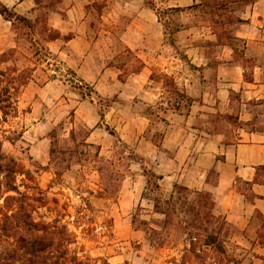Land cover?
Segmentation results:
<instances>
[{
  "label": "rangeland",
  "instance_id": "374dc122",
  "mask_svg": "<svg viewBox=\"0 0 264 264\" xmlns=\"http://www.w3.org/2000/svg\"><path fill=\"white\" fill-rule=\"evenodd\" d=\"M36 1L38 5L35 0L30 1L33 9H36L27 15L28 18L33 21L38 19L40 24L46 23L60 34L59 40L47 44L54 57L50 60L52 66H47L37 58H30V45L23 36L26 30L14 18L6 16L14 23L12 27L11 23L5 22L4 17L0 15V54L9 48H16L29 56L26 59L19 58L17 66L20 69L26 66L33 69L32 80L21 90L18 98V116L12 120L11 125L5 124L2 127L7 131L6 135H9L8 130L18 134L13 142L2 141V172L6 167L14 168L16 174H9L8 182L14 184L19 192L31 197L33 201L29 200L28 203L39 206L44 202L45 206L37 211L44 216L46 222L57 218L58 212L66 214L60 224L67 225L73 233V241L65 249L52 246L48 250V254L52 256L49 257L52 258L51 262L60 253L65 252L69 257H76L82 264L180 263L189 249L188 243L192 241L197 244L198 238L190 239L178 234L173 225L186 226V220L192 214L187 213L188 207L197 208L202 205L204 207L201 210L211 212L215 217L213 226L219 231L221 215L215 213L211 197L207 195L205 200L199 202L193 192L176 193L171 202L172 205L175 204V210L169 214L162 202L169 199L173 188L167 194H163L160 187L155 188V182H159L152 177L150 160L133 162L127 159L130 150L134 149L119 137L116 129L118 124L113 123L117 106H114V112H111L109 107L112 106L114 98H98L91 95V99L86 97L81 100L79 89H74L66 81L73 79L65 71L70 69L75 72L74 64L87 54L94 60L100 58L103 64L107 63L106 58H115L114 63L123 75L138 71V57L135 51L126 47L123 32L140 4L157 15L161 42L157 51L159 58H188L192 52L185 54V45L190 46L188 49L203 50L206 58H215L219 49L215 48L216 43L213 45L214 43L202 37L205 30H201L199 26H202L203 22L211 25L219 44L235 49L233 58H252L248 55L253 54L252 51H248L247 56H244L243 43L234 39V30L237 12H241L247 3L253 0H244V3L233 6L227 5L215 13L205 5L199 8L197 5L183 7V13L170 12L169 7L175 4L174 0ZM207 1L203 0V3ZM221 1L228 4L232 0ZM183 24L193 25L191 37L176 43L175 33ZM259 35L264 43V31L261 30ZM75 36L78 39L70 42ZM42 37L37 35L35 40L42 44ZM261 48L264 50L263 46ZM228 54L226 50L223 58H227ZM259 58L264 69V54ZM65 60L72 65H67ZM56 67L59 72H54ZM0 68L3 69L4 65ZM185 69H188L185 64L178 63V67L170 71L182 72ZM53 75L57 76L54 80L51 79ZM152 79L154 82L151 86L170 92L173 107L177 104L180 107L186 106L187 103L182 98L184 95L178 91L182 87L174 83L173 78L155 68ZM87 84L93 87L92 84ZM82 102L85 104L77 111L79 103ZM71 112L74 113L77 125H84L90 130L100 117L99 113H103L104 118L95 124L99 130L89 136L88 142L93 144V148L88 149L90 159L76 158L68 170L62 171L58 167L60 160H54L52 156L50 161L51 141L56 150L71 146L67 143ZM145 112L155 113L149 108H146ZM106 127L113 130L128 148L120 144L114 145L115 138L108 133ZM162 130V127L152 124L147 135L158 142V132ZM96 152L98 157L95 156ZM99 166L107 170V177H113L107 178V194L103 191L104 183L97 172ZM103 168L101 170L105 173ZM2 172L0 180L4 176ZM116 174L123 178L116 181ZM110 189H114V192ZM43 196L46 201L42 200ZM155 201L158 208L165 210L167 217L155 212ZM83 203H88L89 209H81ZM48 208L52 211L48 212ZM77 210L80 211L79 214H76ZM35 217L38 221L36 214ZM165 219L171 223L169 230L162 222ZM9 240L12 245L2 243V252L18 248L13 239ZM223 246L232 260L229 264H264V218L261 214L255 213L244 229L231 225L223 238ZM201 250L205 253L201 260L186 259L185 264H225L210 248L204 247Z\"/></svg>",
  "mask_w": 264,
  "mask_h": 264
},
{
  "label": "crops",
  "instance_id": "0c3cea01",
  "mask_svg": "<svg viewBox=\"0 0 264 264\" xmlns=\"http://www.w3.org/2000/svg\"><path fill=\"white\" fill-rule=\"evenodd\" d=\"M30 1L0 0V4L28 18L33 12ZM174 3L169 8L203 6V0ZM234 4H239L238 0L227 5ZM236 18L242 21L235 23L234 39L243 43L244 56L252 51L248 54L252 58H233L235 49L219 44L208 22L199 27L205 30L204 39L216 43L219 52L215 58H206L203 50L188 49L189 45H185V54L192 52L188 58H159L157 15L140 4L123 32L126 47L138 57V71L123 75L115 58H106L103 64L90 54L78 59L74 67L78 77L92 84L99 96L114 98L109 110L114 112L117 106L113 123L118 124L119 137L139 157L152 162L151 173L160 178L163 194L174 185L207 192L215 213L244 229L255 213L264 218V69L259 58L264 54L259 35L264 31V0L246 5ZM192 27L181 25L175 33L176 43L189 40ZM226 50L229 54L223 58ZM178 63L188 69L171 72ZM155 68L181 85L178 91L190 103L185 99L186 106L177 104L175 110L170 92L151 86ZM84 104L79 103L77 111ZM146 108L155 113L145 112ZM96 123L90 127V137L99 130ZM152 124L163 129L158 132V142L147 135Z\"/></svg>",
  "mask_w": 264,
  "mask_h": 264
},
{
  "label": "trees",
  "instance_id": "16d2710c",
  "mask_svg": "<svg viewBox=\"0 0 264 264\" xmlns=\"http://www.w3.org/2000/svg\"><path fill=\"white\" fill-rule=\"evenodd\" d=\"M253 1L247 3V5ZM234 2H236V0H234ZM238 2L244 3L245 1L238 0ZM35 4L38 5L36 0ZM202 5L208 7L213 13L220 11L227 6V4L221 0H208ZM0 7V15L3 16L6 21L10 22L12 27H14V23L6 18V16L14 18V20L26 30L23 36L30 45V53L28 54L30 55V58H37L47 64V66H52L50 60L54 57L47 44L59 40V32L49 27L46 23L40 24L38 19L33 21L27 17L14 13L1 4ZM35 9H33V11ZM169 10L170 12H180L182 11V8H169ZM236 21L241 22L242 20L236 19ZM37 35L43 36L42 44L35 40ZM28 55L19 52L16 48H9L0 54V67L4 65L3 69L0 68V173L3 169L2 160L4 159L2 153V141L7 140L8 142H13L18 137L16 131L8 130L9 135H6L7 131L2 127L5 124L11 125L12 120L18 116L17 105L19 95L21 90L32 80V68L26 66L20 69L17 66L19 58L26 59L29 58ZM54 72H59V68L56 67ZM65 73L69 75L74 82L68 79L66 81L70 83L74 89H79L80 92H78V94L80 95L81 100H84L86 97L90 98L91 95H95L99 98V95L94 88L79 79L74 71L67 69ZM56 78V75L51 76L52 80ZM182 98L190 103V100L185 98V96H182ZM174 109L177 110V106ZM99 116L102 121L104 114L99 113ZM70 117L69 123L71 124V127L68 131L67 143L71 146L56 150V148H54V143L51 141L50 161H52V156H54V160H60L61 163H66L65 166H62L59 162L58 167L61 168L62 171L68 170L71 163L76 158L80 159V157H83L84 160L90 159L91 154L88 149L93 148V144L88 142L91 130L84 125H77L73 112L70 113ZM62 125L63 124H61V126ZM106 130L113 138H115L114 145L120 144L123 147L128 148V146L117 137L113 130H109L108 127H106ZM95 156L98 157V152H96ZM127 157L129 161L133 162H141L143 160L132 150H130ZM102 168L103 167L100 168L99 166L97 172L104 183L103 191L107 194V178L112 179L113 177L112 175L107 177V170L103 168L105 170L104 173L101 170ZM3 171L4 172L2 173L4 176L0 180V264H82L76 257H69L65 252L60 253L56 258L54 257L55 260L51 262L52 258L49 257L52 256L48 254V250L52 246L56 245L65 249V247L73 241V233L70 232L67 225L60 224L66 214L58 212L57 218L51 222H46L44 216L40 215L37 211L38 208L45 206L44 202H41L39 206L28 203L29 200H32L31 197L26 193L19 192L14 184L8 182L9 174H16L14 168L6 167ZM115 177L116 181L123 178V176H119V174H116ZM152 177L157 181L160 179L153 173ZM155 188L159 189V184L157 182H155ZM114 189L110 190L114 192ZM180 192H193V194L199 199V202L205 200L206 196L209 195L207 192L190 191L185 187L174 185L173 193L170 195L169 199L162 202V205L167 208L169 214L173 213L175 210V204L172 205L171 203L174 194H179ZM10 193H13L15 196ZM38 194L42 195L41 192H38ZM42 200L46 201L44 196ZM211 203L213 204L212 200ZM82 206L81 209H84V207L89 209L88 203H83ZM202 207L204 206L199 205L197 208L189 206L187 213L192 214H190V218H187L186 226L181 227L173 225L176 227L178 234L190 239L198 238L197 244L192 243V241L188 243L189 249L183 256L182 261L178 264L187 263L186 259L189 261L192 259L201 260L205 254L203 250H201L204 247L210 248L219 257L220 261L229 264L232 260H230L226 254L223 246V238L227 235L228 228H230L231 225L221 216L219 231H216L213 226V220L215 217L211 212L201 210ZM154 208L155 212L167 217V214L164 212L165 210L158 208V203H156V201ZM63 209L65 210L66 206H64ZM51 211L52 210L48 208V212ZM79 213L80 211L77 210L76 214ZM35 214L38 217V221ZM162 222L167 226V230H169L171 223L166 219ZM9 239H13L12 241L18 244V248L14 247L10 252H2V243L12 245L11 242H8L10 241Z\"/></svg>",
  "mask_w": 264,
  "mask_h": 264
}]
</instances>
